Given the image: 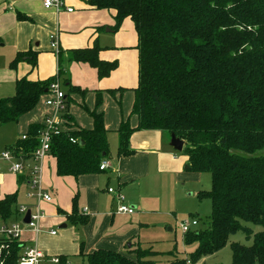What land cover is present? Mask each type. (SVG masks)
<instances>
[{
	"label": "trees",
	"instance_id": "obj_1",
	"mask_svg": "<svg viewBox=\"0 0 264 264\" xmlns=\"http://www.w3.org/2000/svg\"><path fill=\"white\" fill-rule=\"evenodd\" d=\"M86 4L93 10L113 11L114 32L130 19L137 35L138 84L132 114L138 125L131 128L128 121L121 122L117 157L133 154L130 139L135 132L160 131L168 140L174 135L183 142L180 154L187 158L188 172L210 176V190L196 196L210 202L209 226L186 233L184 244L195 245L194 251L186 258L173 256L168 264H206L204 259L222 250L236 233L251 244H230L232 264H264V0H86ZM58 58L56 77L18 79L14 95L0 99V127L17 123L48 94L49 85L62 74ZM23 60L31 72L36 70L37 53L31 50L17 54L10 68ZM68 61L90 65L99 79L116 67L101 61L95 46L70 51ZM63 82L70 93L78 92L68 79ZM99 105L97 95L96 109ZM88 114L92 130L62 128L51 137L49 156L59 177L101 174V162L110 158L102 115ZM43 127V123L31 125L24 140L5 149L19 159H30ZM72 205L71 214L65 215L67 223L86 225L88 219L78 214L75 198ZM16 213V194L0 199L1 221L14 219ZM244 224L261 231L254 233ZM23 248L20 241L7 243L4 264H17ZM126 253L99 249L84 260L86 264H160L150 259L156 253L139 246Z\"/></svg>",
	"mask_w": 264,
	"mask_h": 264
},
{
	"label": "crops",
	"instance_id": "obj_2",
	"mask_svg": "<svg viewBox=\"0 0 264 264\" xmlns=\"http://www.w3.org/2000/svg\"><path fill=\"white\" fill-rule=\"evenodd\" d=\"M65 6L73 11H45L39 0H0V99L14 95L18 79L27 77L31 81H45L56 77L60 55L62 74L59 81L68 79L70 86L78 92L70 93L63 82L66 109L61 113L47 107L48 95L42 96L36 107L21 116L14 126L15 131L20 132L16 142L27 134L31 125L41 124L50 117L59 119L66 130H92L94 123L88 112L96 111L102 115L108 134L110 158L108 168L101 174L77 179L57 176L56 162L51 156L42 161L41 180L52 201L39 204L43 214L38 224L40 231L34 234L26 230L22 234V251L35 244L50 256L67 259L84 260V256L99 249L127 254V244H130L128 248L139 246L136 238L146 227L142 217L161 210L168 196L177 194L176 198L174 196L176 203L181 192L185 193L180 184H187L190 179L185 169L187 158L177 156L169 147L167 136L160 131L135 132L130 139L133 154L127 158L117 157V131L121 122L128 121L131 128L138 125L137 116L132 114L133 91L138 84V40L134 25L130 19H125L114 32L111 30L113 11L90 9L86 0H65ZM17 15L26 19L19 20ZM52 36L58 44L57 54L51 48ZM94 46L98 48L101 61L116 64L103 79L98 78L97 71L90 65L68 61L70 51ZM30 50L37 53L35 71L31 72V66L25 60L14 69L10 68L17 54ZM97 95L100 105L96 109ZM64 117L69 118L68 122ZM7 168L8 165L0 160V172L4 174L0 199L16 194L19 206L18 193L22 188L21 204L32 206L34 202L25 197L27 187L22 181L23 176H13L7 173ZM6 177H12L18 191L6 190ZM107 189L123 195L125 204L132 207L134 213L115 214L116 201ZM74 198L78 214L88 219L86 225L72 226L66 221L65 215H70L73 210Z\"/></svg>",
	"mask_w": 264,
	"mask_h": 264
},
{
	"label": "built area",
	"instance_id": "obj_3",
	"mask_svg": "<svg viewBox=\"0 0 264 264\" xmlns=\"http://www.w3.org/2000/svg\"><path fill=\"white\" fill-rule=\"evenodd\" d=\"M43 10L54 11L56 13L66 11L71 13L73 10L65 6V0H39ZM51 48L58 53V44L55 37H51ZM59 79L56 78L47 90L48 99L45 102L47 107L53 108L57 113L64 112L66 109V96L61 91ZM43 130L38 134V146L32 153L30 159L23 160L15 156L11 151H5L1 154L0 160L8 165L7 173L13 176H25L24 183L27 187L25 195L27 200L33 201L32 206H17L15 218L8 221L0 220V264H4V253L6 244L11 241H21L22 234L28 230L34 234L39 233L38 224L43 218L39 204L42 202L50 203L52 198L45 192L41 180V163L49 156L50 142L53 135H57L62 131L61 121L54 117L46 118L43 121ZM64 129V128H63ZM25 136H22V140ZM72 143H75L72 141ZM108 168V162H101L100 171H105ZM3 173L0 172V185L2 183ZM109 194L114 195L116 201L117 215H132L134 209L124 202V197L113 189H107ZM29 213V222L24 224L23 219ZM197 221H185L179 225L183 235L191 231L192 227L197 226ZM54 235V232H51ZM17 264H70L69 259H62L60 256H50L38 249L35 244H32L21 252V256Z\"/></svg>",
	"mask_w": 264,
	"mask_h": 264
},
{
	"label": "rangeland",
	"instance_id": "obj_4",
	"mask_svg": "<svg viewBox=\"0 0 264 264\" xmlns=\"http://www.w3.org/2000/svg\"><path fill=\"white\" fill-rule=\"evenodd\" d=\"M61 91H63V80H60ZM17 123L9 124L6 128H0V155L5 150V145H13L19 136V131H15ZM181 155L180 153H177ZM182 156V155H181ZM189 173L190 179L187 184H180L181 187L185 188V193L181 192V198H175L177 194H173L171 197L168 196L166 204L161 207L155 214L143 216L142 220L146 224L145 229L140 232V237L136 238L137 245L144 251H152L156 253L150 259L160 264H168V262L177 256L178 258H186L191 252L194 251L195 245L186 246L183 241V234L180 231L179 225L185 221L196 220L197 226L192 227L191 231L194 230H205L209 226L210 216V202L207 199L199 200L196 196L201 191H209L211 188L210 176L208 174H196ZM6 190L7 191H18L13 184L12 177H6ZM2 192V189H0ZM169 191V189H168ZM18 205L23 202V190L19 189ZM0 197L2 195L0 194ZM166 212V214H164ZM197 216V218H196ZM244 226L252 229L254 233L261 231L260 227H256L250 224H244ZM231 243H240L245 246L251 244V240H246L242 233H236L230 236L228 244L216 254L206 257V264H232V253L230 250ZM128 245L126 249H128ZM137 245L134 247H137ZM70 264H86L85 260L80 258L69 259Z\"/></svg>",
	"mask_w": 264,
	"mask_h": 264
},
{
	"label": "water",
	"instance_id": "obj_5",
	"mask_svg": "<svg viewBox=\"0 0 264 264\" xmlns=\"http://www.w3.org/2000/svg\"><path fill=\"white\" fill-rule=\"evenodd\" d=\"M169 147L177 153H180L183 150V142L175 138L174 135H170L169 138ZM186 169V168H185ZM24 224H28L29 222V213H27L23 219ZM65 226H63L64 228ZM128 247H130L128 245Z\"/></svg>",
	"mask_w": 264,
	"mask_h": 264
}]
</instances>
